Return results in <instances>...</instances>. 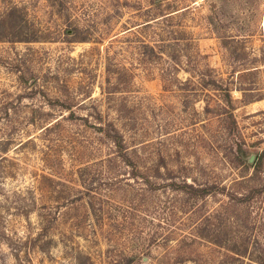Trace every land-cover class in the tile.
<instances>
[{
    "label": "rangeland",
    "instance_id": "1",
    "mask_svg": "<svg viewBox=\"0 0 264 264\" xmlns=\"http://www.w3.org/2000/svg\"><path fill=\"white\" fill-rule=\"evenodd\" d=\"M260 183L264 0H0V264H165L210 210L174 264H235L225 243H264V192L229 193Z\"/></svg>",
    "mask_w": 264,
    "mask_h": 264
},
{
    "label": "trees",
    "instance_id": "2",
    "mask_svg": "<svg viewBox=\"0 0 264 264\" xmlns=\"http://www.w3.org/2000/svg\"><path fill=\"white\" fill-rule=\"evenodd\" d=\"M155 3H160L162 0H153ZM209 80L212 81V86L223 88L224 94L226 95V100L228 104L231 105L232 102V94H231V87L230 85L223 84L219 82L216 78L213 76H210ZM229 105V106H230ZM232 107V105H231ZM229 114H233L232 110ZM100 128H103L105 130V134L110 137L116 144L117 148L120 150V154L122 155L124 160H128L130 162V151L129 146L126 143V140L124 138L123 132L120 130V128L114 124L113 122L109 121L106 126H101ZM136 171H138L139 165H134ZM254 169L259 171L261 169V161L254 164ZM139 172V171H138ZM46 176V175H44ZM47 178L51 179V177L46 176ZM172 188L176 190L184 191L188 194L189 197L194 199H200L206 197V195L215 192L214 186H217L215 183H198L195 180L189 181L188 178H183L182 180L172 179L169 183ZM226 188L225 185L218 186V189L224 190ZM264 192V183H260L259 185H252L248 190L242 192L241 194L238 193H229L230 196L232 194V197L235 198L238 201L242 202H251L253 201L258 195ZM193 211L200 212V209L195 207ZM217 210H210L205 213H203L200 218L195 222V225L193 226V231L191 234H187L184 237L180 238L178 240V243L176 245H173L171 247L172 253L174 252V255L171 256V252L167 253L166 255L169 256L168 260L165 264H174L175 262L182 261V251L181 249L184 248V246L190 242H194L198 239V236H206L208 234V228L211 226V219L217 217L216 216ZM247 219L244 218L242 220V224H248ZM50 226L49 219H42V232L47 231ZM245 226V225H244ZM220 242V241H219ZM230 243H225V246L232 250L233 253H227L232 259L238 260V263L235 264H264V243L261 242L258 238L252 237L250 234L242 233L237 238L232 239L229 241ZM89 255L80 253L77 255V263L76 264H94L93 260L87 259Z\"/></svg>",
    "mask_w": 264,
    "mask_h": 264
},
{
    "label": "water",
    "instance_id": "3",
    "mask_svg": "<svg viewBox=\"0 0 264 264\" xmlns=\"http://www.w3.org/2000/svg\"><path fill=\"white\" fill-rule=\"evenodd\" d=\"M256 159V154L255 153H251L249 156H248V160L249 162L253 163ZM147 258V257H146Z\"/></svg>",
    "mask_w": 264,
    "mask_h": 264
}]
</instances>
